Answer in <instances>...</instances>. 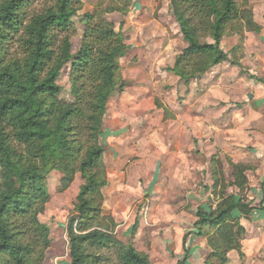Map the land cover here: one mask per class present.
<instances>
[{"label":"trees","instance_id":"16d2710c","mask_svg":"<svg viewBox=\"0 0 264 264\" xmlns=\"http://www.w3.org/2000/svg\"><path fill=\"white\" fill-rule=\"evenodd\" d=\"M136 0H96L82 14L84 29L72 53L73 18L82 0H0V264H43L51 245L50 229L40 221L49 201L47 177L61 174L64 191L78 174L81 183L65 224L69 264H151L146 253L122 242L115 222L102 212L107 183L100 135L106 105L122 91L120 58L126 35L107 16L124 17ZM249 0H170V14L185 42L167 70L185 84L235 55L221 47L227 33L258 32ZM242 39V36H241ZM70 63L72 100L59 98L57 78ZM214 161V160H213ZM232 180L212 169L215 207L198 206L193 231L203 236L209 252L205 264H226L230 250L240 249L245 230L240 217L252 203L242 194L247 165L227 160ZM220 169V170H219ZM228 185L240 193H227Z\"/></svg>","mask_w":264,"mask_h":264},{"label":"crops","instance_id":"0c3cea01","mask_svg":"<svg viewBox=\"0 0 264 264\" xmlns=\"http://www.w3.org/2000/svg\"><path fill=\"white\" fill-rule=\"evenodd\" d=\"M249 4L260 30L244 33L237 55L239 65L221 62L188 84L161 68L171 67L180 50L170 60L161 55L164 49L155 54V50L147 47L153 46L155 40L147 42L139 36L126 39L127 51L120 58L124 86L107 101L100 135L107 178L102 188V212L113 218L115 235L146 253L152 264H177L184 258L183 237L194 230V209L205 205L201 197L197 204L189 188L186 195L181 193L179 197L169 193L172 199L167 191L161 190L167 173L172 175L170 180H175L180 168L183 173L189 172L185 158L195 150L191 137L199 143L213 139L214 146L229 159L249 167L245 171L246 191L253 209L239 219L245 232L240 249L228 252L226 264H264V0H249ZM155 12L158 22L154 19L153 23L163 30L170 27L184 47L170 14V0H136L124 22L139 33L146 24H151L150 20L134 23L130 18L150 17ZM233 40V46L239 42L236 34ZM222 42L223 39L221 47ZM165 45L172 46V40ZM150 63H157L155 68L160 77L170 73L176 82L162 89L161 97L166 98L168 91L176 93L177 84L185 88L183 95L177 93V102L158 101L149 82L141 80L152 76V69L148 71ZM166 124L173 129L155 133L156 127L160 129ZM180 141H185L187 149L178 146ZM167 143L172 144V150ZM198 157L203 162L204 156ZM76 180L79 185L78 177ZM173 182L168 188L174 189ZM185 200L194 208L176 207ZM185 246L188 248L185 264H205L209 252L205 237L189 233Z\"/></svg>","mask_w":264,"mask_h":264},{"label":"rangeland","instance_id":"374dc122","mask_svg":"<svg viewBox=\"0 0 264 264\" xmlns=\"http://www.w3.org/2000/svg\"><path fill=\"white\" fill-rule=\"evenodd\" d=\"M83 6L81 10L79 11L78 16L73 18V23L76 28V34L72 36L71 42H72V53L76 51L79 45V40L80 36L83 32L84 26L80 22V17L82 16L83 13L90 11L96 0H82ZM249 3V2H248ZM161 5V4H160ZM250 6V4H249ZM251 7V6H250ZM111 21L114 22L115 27L118 29L120 28L126 37H137L139 36L140 38H143V40H146L147 42H150L151 40H155L154 45H149V47L152 50H155V54H161V51L164 49V52L161 54L165 58H172L173 55H175L179 50L181 51L183 47L180 44V38L179 36L171 29L167 27V30L160 29L158 24H154L153 21L154 19L157 20V13L155 12L152 14L150 17L146 16H133L130 18V21H134V23L138 22H144L147 20H150L151 24H146L145 30L137 32V29H134V26L131 24H125L123 23L122 26L119 27L120 19L121 16L117 14H110L107 16ZM133 23V22H132ZM135 25V24H133ZM148 25V26H147ZM245 33V32H244ZM244 33L242 35H238L239 42L233 46L234 40L233 37L235 34L233 33H227L223 37V45L222 48L231 53L232 49L236 46H238V49L234 50V52L231 53V58L233 55L237 58V55L241 52V44L244 40ZM242 36V39H241ZM172 40V46L170 47H164L166 46V41ZM240 48V50H239ZM148 54V53H147ZM157 63H150L149 66V73L151 72L150 69H152V76L147 78L143 77L141 80L149 82L148 84L152 88L153 96L157 99L158 101H162L164 104L165 101L167 100L170 103L177 102V93L179 95L184 94V87L176 85V93L175 91H168L169 93L166 94V98L161 97L159 94L162 92V89H166L169 84L175 85L176 82L172 76H170V73L168 76H162L160 77L159 74L156 71ZM162 69H167V67H161ZM70 70V63H67L60 71L59 76L57 78V83L61 85L62 91L59 94V98L61 100L65 101H70L72 100V95L70 94L69 87V79H68V74ZM156 75V76H155ZM172 85V86H173ZM178 87V88H177ZM159 96V97H158ZM164 100V101H163ZM169 128V131L173 129L172 126H168L167 124L164 127H160V129H155V133L160 131L162 133V129L165 131L166 129ZM154 130V129H153ZM158 130V131H157ZM202 130V127L201 129ZM192 138V137H191ZM190 141L192 144L195 145V150L193 152L188 153L190 156L185 158L188 161L189 167L186 166V164H183V167L190 168L189 172L183 173L180 168V174L176 175L177 179L175 180H170L172 178L171 173H167L164 178L163 186L161 190H164L165 192L167 191L168 195L172 199L171 195L169 193H174L176 197H179L181 193L183 195H186L190 189L192 194H195V198L197 199L196 202L197 204L199 203V198H203L205 205L203 207L207 208L208 205L215 207L216 204L218 203V195H215L212 192V169L216 165L215 162H221V166L219 165L218 168H220L223 172V176L226 180L227 183L232 180V169L230 165L228 164L227 160L229 159L226 155H224L221 150L217 147L214 146V140H205L204 142H197L193 141V139ZM169 146V149L172 150V144L167 143ZM178 146H181L182 149L184 147L187 149V146L185 145V141H180ZM187 151V150H186ZM201 154L204 156L203 162L199 161L198 155ZM194 159L195 162L194 163ZM214 160V161H213ZM195 164V165H194ZM218 166V164L216 165ZM215 166V168H216ZM219 169V170H220ZM78 175V174H77ZM75 176L73 182L76 180V177H78L79 183H81V179L79 176ZM61 177V174L58 171H52L47 177L46 183H47V188H48V193H49V201L46 204V208L44 212L39 216V219L41 222L46 224L49 229H50V238L51 242L53 241L54 245H50V247L46 251L45 255V260L43 264H69V256H68V244H67V237L65 233V224L67 222L68 216L72 213L73 211V206L75 203V197L78 193L79 190V185L77 184V180L75 185H72V183L66 188L64 191H59V179ZM171 181H174L173 183L175 184L174 189L168 188ZM72 185V186H71ZM78 185V186H77ZM247 186L246 189L242 192L247 197ZM173 191V192H172ZM182 191V192H181ZM190 192V193H191ZM227 193H240L238 190L231 186L228 185L226 188ZM185 203H188L185 204ZM178 209H183L187 210L190 208L193 209L194 206H191L189 202H186V200L183 203H178L176 205ZM196 210V208L194 209ZM151 262V261H150ZM152 264V263H151Z\"/></svg>","mask_w":264,"mask_h":264}]
</instances>
